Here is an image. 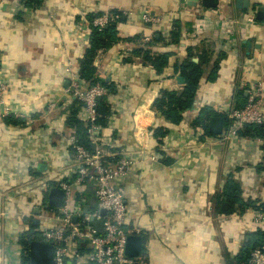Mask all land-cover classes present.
Listing matches in <instances>:
<instances>
[{"label":"crops","instance_id":"crops-1","mask_svg":"<svg viewBox=\"0 0 264 264\" xmlns=\"http://www.w3.org/2000/svg\"><path fill=\"white\" fill-rule=\"evenodd\" d=\"M241 1L206 7L202 0H44L27 7L23 0H0V73L13 110L3 116L0 107V264H21L19 235L52 225L41 206L56 210L49 193L73 180L74 136L66 124L73 99L64 69L78 70L88 47V16L110 11L121 14L120 40L93 62L96 77L109 87L98 102L106 121L99 144L133 162L117 181L127 225L142 230L132 248L146 264L234 263L246 234L264 230V221L254 223L259 212L252 208L220 213L213 197L231 175L244 202L264 203V142L207 137L192 122L203 107L228 117L252 87L264 88V0H247L246 8ZM144 11L160 21L144 25ZM154 34L151 51L172 53L161 73L132 55ZM203 52L207 62L193 106L179 125H170L152 103L163 90L180 91L174 65L197 63ZM80 198L83 209L95 207L90 187Z\"/></svg>","mask_w":264,"mask_h":264},{"label":"built area","instance_id":"built-area-1","mask_svg":"<svg viewBox=\"0 0 264 264\" xmlns=\"http://www.w3.org/2000/svg\"><path fill=\"white\" fill-rule=\"evenodd\" d=\"M117 19V15L110 16L105 13L94 18L91 26L101 30ZM141 21L144 25H152L160 20L144 11ZM151 39L152 37L148 36L145 41L149 42ZM64 73L68 80V97L78 100L81 104L78 117L87 124V136L93 151L77 144L74 137L71 139L73 180L71 183H58L63 192L59 208L48 210L47 206L42 204L43 217L52 222V225L39 231L40 239L53 246L54 264H146L143 258H130L125 253L127 238L142 234L140 228L127 225L124 194L117 188V181L130 174L133 162L122 156L108 154L99 144L103 139V128L97 123L98 102L107 95V89L99 83L90 85L83 81L78 70L70 64L65 67ZM8 92L9 86L0 73V107L3 116L13 113L5 99ZM54 108V102L47 105L49 111ZM228 118L232 124L227 129V138L237 137L245 125L263 123L262 85L256 84L252 87L246 105L239 110L233 109ZM87 187L91 188L96 205L84 212L80 197ZM101 211L105 212L104 216ZM99 221L102 223L101 230L95 226V222ZM263 221L264 215L259 213L254 223L259 226ZM249 264H264V245L251 252Z\"/></svg>","mask_w":264,"mask_h":264},{"label":"trees","instance_id":"trees-1","mask_svg":"<svg viewBox=\"0 0 264 264\" xmlns=\"http://www.w3.org/2000/svg\"><path fill=\"white\" fill-rule=\"evenodd\" d=\"M27 7L39 6L42 3V0H23ZM110 16H118L116 21L109 22L101 30H98L95 27L91 26V22L94 18L102 16V14H94L88 16V22L90 24V34L88 40V47L86 48L83 58L79 61L78 64V74L79 77L88 82L90 85L99 83L103 85L106 89L109 87L104 83V81L99 80L96 77V69L93 65L94 59L98 52H104L109 49L113 44L119 41L117 26L121 23V14L114 11L108 13ZM176 29L172 33V39L175 40L179 36V25L175 24ZM157 39H155V34L153 35L151 42H148L147 45L141 46V48L133 49L132 55L134 57L142 59L147 63L152 69L157 73H161L168 65L170 58L172 56L171 52H164L154 54L149 48L150 44H153ZM207 53L203 52L199 56V61L197 63L191 61V59L182 62L181 64L174 65V74L180 75L185 83L182 86L180 91H161L159 97L155 99L152 103V109L159 112L161 117L168 122L170 125L177 126L183 119L184 114L191 110L194 97L196 95L198 84L200 78L203 74V65L207 62ZM103 99V98H102ZM238 101L236 108L234 110L242 109L246 103ZM100 101V100H99ZM72 111L66 120V124L69 129L73 132V136L76 140V143L93 151V146L89 144L87 136V124L81 121L77 117L78 110L81 108V104L78 100L73 99L72 101ZM219 116L224 121V128L227 130L230 128L232 121L226 115H217L208 107H203L198 113L197 117L192 122V126L199 127L203 129L204 136L213 137L212 134L208 131V120L211 116ZM97 123L102 128L106 125L105 118L99 115ZM154 136H160L158 133H153ZM241 137L250 138L253 140L259 139L264 142V122L256 125H245L243 129L238 134ZM72 152V150L70 149ZM167 164L171 162L169 160L165 161ZM260 170H264V158L262 163L259 165ZM217 210L223 214L233 213L235 211L243 212L246 209L252 208L259 213L264 214V203H259L257 201H246L244 202L241 199V190L237 182H235L231 175L227 176L224 181L223 188L220 193L216 194L213 197ZM226 202L229 204L227 210H222L221 203ZM257 203V204H256ZM34 229L31 228L29 232H23L19 235V244L22 246V259L21 264H29L28 259V245L31 241L40 238V234L37 232H32ZM264 245V230L257 228L253 232L246 234L243 241V245L235 261L232 264H249L250 254L256 248H260ZM67 264H72L68 262Z\"/></svg>","mask_w":264,"mask_h":264},{"label":"water","instance_id":"water-1","mask_svg":"<svg viewBox=\"0 0 264 264\" xmlns=\"http://www.w3.org/2000/svg\"><path fill=\"white\" fill-rule=\"evenodd\" d=\"M202 3L204 6H215L216 5V0H202ZM192 4H196V2H192ZM239 6L246 8L248 6L247 0H242L239 4ZM250 44L248 43L247 46ZM177 84L178 85H184L185 81L181 76H178L177 79ZM99 115L103 116L104 115V107H99L98 108ZM224 129V121L221 117L219 116H211L208 120V131L210 134L213 136H219ZM62 198H63V192L62 190L58 189H53L48 195V205L52 208H58L61 203H62ZM228 204L223 203L222 204V209L226 210ZM84 212H87V207L83 209ZM38 213V212H37ZM102 216L105 215L104 211H101ZM92 221V219H91ZM95 226L98 230H101L102 228V223L95 222ZM135 242L140 243V239L135 236H130L127 238V243H126V255L129 257H137L140 254L139 251H135V248H132ZM28 259H29V264H54L53 261V246L50 243L44 242L40 238L33 240L29 243L28 245Z\"/></svg>","mask_w":264,"mask_h":264},{"label":"rangeland","instance_id":"rangeland-1","mask_svg":"<svg viewBox=\"0 0 264 264\" xmlns=\"http://www.w3.org/2000/svg\"><path fill=\"white\" fill-rule=\"evenodd\" d=\"M226 134H227V130L223 129V132L219 135V136H223V141H229L231 138H227L226 137Z\"/></svg>","mask_w":264,"mask_h":264}]
</instances>
